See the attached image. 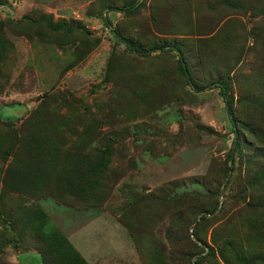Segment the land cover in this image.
I'll use <instances>...</instances> for the list:
<instances>
[{
  "label": "rangeland",
  "instance_id": "obj_1",
  "mask_svg": "<svg viewBox=\"0 0 264 264\" xmlns=\"http://www.w3.org/2000/svg\"><path fill=\"white\" fill-rule=\"evenodd\" d=\"M111 30L226 84L232 162L218 88ZM53 228L86 264H264V0H0V264Z\"/></svg>",
  "mask_w": 264,
  "mask_h": 264
},
{
  "label": "trees",
  "instance_id": "obj_2",
  "mask_svg": "<svg viewBox=\"0 0 264 264\" xmlns=\"http://www.w3.org/2000/svg\"><path fill=\"white\" fill-rule=\"evenodd\" d=\"M134 4H123L121 6H109L108 9H114L116 11L120 12H130L133 8ZM102 22L106 26H110V22L108 20V17L103 14L101 15ZM111 32L116 36L117 39H119L129 50L137 52L141 55H148L154 51H173L176 55L177 63L179 70L182 74V76L185 79V82L190 86V88L194 91H202L209 85H213L218 88V92L221 95L226 114L228 116V119L232 125V133L233 137L230 141V151L228 155V160L232 162V148L235 146L237 148V145L239 143L238 137H237V131L235 129V121L233 116V110L231 107V102L228 97L227 92V86L226 84L218 79L217 81H210L208 83L204 84H198L194 81V77L191 74L190 71V65L186 58L184 57L183 53V45L176 43L175 41L171 42H164L159 44H154L151 46H148L146 48H136L133 44V42L129 38H125L123 36H120L115 32L114 30H111ZM231 169V165L227 167V170L229 171ZM25 220V219H24ZM26 221V220H25ZM46 223V222H45ZM44 223V224H45ZM37 232V231H36ZM36 243L39 244L40 247V253H41V260L42 264H86L79 255L73 250V248L65 242V240L61 237V235L58 233L57 230L54 228L50 230V232L46 231L45 235L42 237L38 234H36ZM38 247V248H39ZM63 249L62 254L58 255L57 257H54L55 249ZM193 264H198V261L196 258L193 259Z\"/></svg>",
  "mask_w": 264,
  "mask_h": 264
}]
</instances>
